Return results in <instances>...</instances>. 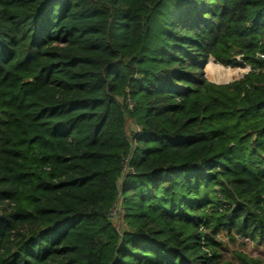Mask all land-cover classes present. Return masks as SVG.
<instances>
[{
	"label": "trees",
	"instance_id": "1",
	"mask_svg": "<svg viewBox=\"0 0 264 264\" xmlns=\"http://www.w3.org/2000/svg\"><path fill=\"white\" fill-rule=\"evenodd\" d=\"M222 234L264 245V0H0V264H234Z\"/></svg>",
	"mask_w": 264,
	"mask_h": 264
},
{
	"label": "rangeland",
	"instance_id": "2",
	"mask_svg": "<svg viewBox=\"0 0 264 264\" xmlns=\"http://www.w3.org/2000/svg\"><path fill=\"white\" fill-rule=\"evenodd\" d=\"M238 60H239V62H242L241 59H238ZM238 69H240V68H238ZM247 70H248V68L244 69V71H247ZM233 74H234L233 78L227 82H215L211 79L210 76H209V79L212 82L217 83V84H225V83L234 81L236 79H239L240 77L243 76V72H241V71L234 72ZM227 76L230 77V76H232V74H228ZM132 128L135 130L136 125L129 122L128 123V130H130ZM119 184L121 185L120 182H119ZM113 220L117 221V218L114 217ZM221 237L225 238L224 240L226 241L227 249L224 251V256L226 259H229L234 264H238V260L235 258L236 257L235 252L242 251V252L250 255L251 257L261 258L263 261V264H264V245L255 244L254 242H252L249 239H247V240L238 239L237 242H233L228 237L224 236L223 234L221 235Z\"/></svg>",
	"mask_w": 264,
	"mask_h": 264
},
{
	"label": "built area",
	"instance_id": "3",
	"mask_svg": "<svg viewBox=\"0 0 264 264\" xmlns=\"http://www.w3.org/2000/svg\"><path fill=\"white\" fill-rule=\"evenodd\" d=\"M238 59H241L240 56L237 57ZM136 132H139V128L136 126L135 128ZM132 159L133 154H129L125 156L123 162H122V177L120 178L119 182L122 184L126 181V178L133 173V167H132ZM120 211V206H117V204H114L111 208V218L114 219V217L118 216V213Z\"/></svg>",
	"mask_w": 264,
	"mask_h": 264
}]
</instances>
